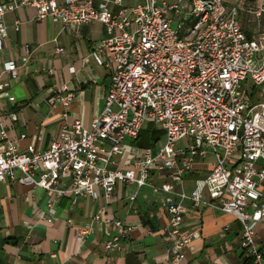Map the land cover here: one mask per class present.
Here are the masks:
<instances>
[{
	"label": "built area",
	"instance_id": "1",
	"mask_svg": "<svg viewBox=\"0 0 264 264\" xmlns=\"http://www.w3.org/2000/svg\"><path fill=\"white\" fill-rule=\"evenodd\" d=\"M19 8H31L34 20L48 18L73 31L86 23L101 24L104 37L89 55L97 65L110 67L109 84L102 109L89 126L76 119L65 122L57 140L44 150L28 145L19 151L17 141H6L0 127V143L6 141L0 151V183L75 197H94L99 188L103 199L117 183L133 184L136 190L148 186L164 195L161 206L173 250L165 264L183 260L185 249L199 237L198 226L180 230L187 213L182 201L231 216L240 225L243 259L264 264V253L253 240L257 225L264 237V102H254L264 98V32L246 37L238 21L244 13L258 25L264 0L245 5L226 0H3L0 49L6 36L3 17ZM27 58L23 48L18 66ZM18 66L2 62L0 76L14 77ZM6 88L0 82V95L12 102ZM65 91L62 87L53 96L64 110L72 99ZM8 116L15 120L14 114ZM143 123L161 131L160 144L155 152L131 145L130 167L122 170L115 158L124 154L123 141L133 142ZM23 138L21 134L18 140ZM207 153L212 162L205 176L194 181L189 193H176L173 186ZM151 171L167 173L168 181L151 185ZM65 176L69 184L63 188ZM46 208L52 213L49 203ZM98 222L113 230L102 243L104 250L118 252L133 227L99 213L76 230V240L81 243Z\"/></svg>",
	"mask_w": 264,
	"mask_h": 264
},
{
	"label": "crops",
	"instance_id": "2",
	"mask_svg": "<svg viewBox=\"0 0 264 264\" xmlns=\"http://www.w3.org/2000/svg\"><path fill=\"white\" fill-rule=\"evenodd\" d=\"M254 2L236 0L239 5ZM33 15L31 8H19L3 17L6 36L0 49V67L5 61L18 66L23 48L28 55L26 63L16 68L14 77L0 76V82L7 83L5 90L13 97L8 102L0 95V127L6 141H17L19 151L28 145L44 150L57 140L63 124L73 119L89 126L102 109L109 84L110 67L97 65L89 55L104 37L101 24L90 22L73 31L48 18L34 20ZM238 21L246 37L264 28V15L258 25L244 13L239 14ZM56 48L61 52L57 53ZM62 87L65 93L72 94L65 110L53 102V96ZM11 113L14 121L9 119ZM21 134L24 138L18 140ZM159 140L152 146H157ZM6 141L0 143V151ZM123 144L124 154L115 158L122 170L130 167L129 147L135 145L128 139ZM211 162L208 153L204 158H196L173 190L189 193L194 181L205 176ZM62 181L65 188L68 177ZM166 181L167 173L149 172L151 185ZM94 192V197L58 196L37 187L0 183V264H165L170 260L173 250L167 237L168 218L161 206L162 193H152L148 186L136 190L133 184L118 183L107 199L102 198L99 188ZM132 195L134 199L130 201ZM48 203L52 213L47 212ZM182 205L187 213L180 230L189 232L198 226L199 237L190 242L184 259L177 264H250L238 249L240 225L236 220L205 204L191 207L189 202L182 201ZM95 213L133 227L120 241L118 252L104 250L102 243L113 230L102 222L93 223L81 243L76 240V230ZM253 240L264 253L261 225L254 229Z\"/></svg>",
	"mask_w": 264,
	"mask_h": 264
},
{
	"label": "trees",
	"instance_id": "3",
	"mask_svg": "<svg viewBox=\"0 0 264 264\" xmlns=\"http://www.w3.org/2000/svg\"><path fill=\"white\" fill-rule=\"evenodd\" d=\"M160 135L161 131L156 130L153 125L148 124V127L145 130H142L140 128L133 143L136 146L149 147L152 146L160 138Z\"/></svg>",
	"mask_w": 264,
	"mask_h": 264
},
{
	"label": "rangeland",
	"instance_id": "4",
	"mask_svg": "<svg viewBox=\"0 0 264 264\" xmlns=\"http://www.w3.org/2000/svg\"><path fill=\"white\" fill-rule=\"evenodd\" d=\"M227 2H229V3H236V0H226ZM239 4V3H238ZM176 23H177V20H173V22H172V24H171V28L172 29H174L175 28V25H176ZM259 24V23H258ZM257 30H261L262 32H264V28H258ZM254 58L255 59H258L259 58V54H256L255 56H254ZM254 102H264V98H262V99H260V100H254ZM148 127V123H143L142 125H141V129L142 130H145L146 128ZM154 128H155V126H153ZM161 140V139H160ZM160 140L158 141V143H157V145H159L160 144ZM179 145H180V147H184V143L183 142H180V143H178ZM177 145V144H176ZM157 148V146L155 145V146H152V147H150V149L153 151V152H155V149Z\"/></svg>",
	"mask_w": 264,
	"mask_h": 264
}]
</instances>
